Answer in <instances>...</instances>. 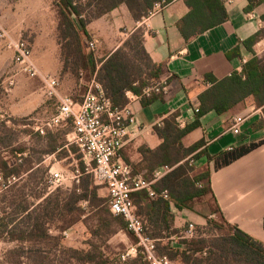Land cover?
I'll list each match as a JSON object with an SVG mask.
<instances>
[{
    "label": "trees",
    "instance_id": "16d2710c",
    "mask_svg": "<svg viewBox=\"0 0 264 264\" xmlns=\"http://www.w3.org/2000/svg\"><path fill=\"white\" fill-rule=\"evenodd\" d=\"M53 1L57 8L56 33L62 74L71 73L82 80L86 78L83 74L88 73V81L94 77L113 106L119 108L128 105L127 92L142 96L146 88L162 81L167 66L154 62L146 51L143 28H137L112 54L97 59L91 50L88 51L91 36L87 27L101 15L123 4L129 8L133 19L141 22L151 15L156 5L165 7L173 0ZM248 1L247 10L250 11L260 0ZM184 2L189 12L178 21L177 27L187 43L229 19L224 0ZM90 8L94 11H90ZM260 36L261 33H257L242 42L253 56L243 64L241 72L235 71L222 80H217L213 75L205 77L212 86L199 96L200 105L193 122L182 128L178 121L180 114H172L163 124L154 127L162 141L159 147H139L142 160L136 165L124 158L132 166L134 174H143L147 179H152L160 168H170L153 185L159 197L152 198L146 191H139L133 193L132 199L136 214L143 223V235L156 240V253L168 256L175 264H264V243L228 223L220 210L215 211L220 221L208 218L206 227L197 228V237L174 240L175 235L180 236V231L174 228L176 211L193 210L195 199L212 193L211 170L207 168L196 172L193 163L206 157L209 162L214 160V168L219 169L256 146L233 148L214 159L205 150L204 140L187 147L183 139L202 126L204 115L211 111L223 115L248 98H253L255 105L264 111V54L257 55L253 50ZM227 56L229 59L240 58V48L230 51ZM159 96L163 95L143 97L142 104L147 106ZM6 123L0 120V127L8 129ZM37 136L48 142L44 154H55L62 148L49 130L45 136L39 133ZM0 144V177L4 181L0 187L5 194L12 195L10 198L5 195L3 199L4 203L9 204L3 208V216L0 217V240L17 244L4 254L0 264H150L128 222L123 216L110 211L109 198L100 197L99 186L93 176L86 172L84 162H81L80 170L86 176L80 185L73 184L71 188L49 192L45 182L49 170L40 168L43 159L32 160L31 156H23L19 162L16 154H24L26 148H15L12 134L0 137ZM5 153L8 156L3 155ZM13 177L17 181L9 183ZM28 181L37 183L39 192L36 187L29 189V192ZM40 184L45 186L39 189ZM164 191L168 192V198L160 195ZM83 202L93 209L97 228L92 234L100 238V242H90L88 248H74L65 244L63 233L83 222L86 216ZM118 233L126 234L130 242L137 246L136 257L123 260L117 254L109 253L107 243Z\"/></svg>",
    "mask_w": 264,
    "mask_h": 264
},
{
    "label": "crops",
    "instance_id": "0c3cea01",
    "mask_svg": "<svg viewBox=\"0 0 264 264\" xmlns=\"http://www.w3.org/2000/svg\"><path fill=\"white\" fill-rule=\"evenodd\" d=\"M46 1L48 2L4 0L7 4L11 2L19 4L18 23H15L13 18V21L4 24L9 28L10 34L21 35L23 31H30L37 35L33 45V60L41 80L48 75L57 77L62 74L59 44L56 38L48 37L53 36V29L46 26V21L50 17V7ZM248 5V0H233L226 4L228 21L189 43L184 40L177 27L178 21L189 12L184 0H173L141 22H136L129 8L123 4L88 25L91 40H98L95 52L97 59L112 54L141 27L144 30L146 51L154 62L167 66V73L162 79L167 81L169 88L167 94L157 97L147 106L142 104L141 99L130 100V108L136 116L137 123L129 128L130 137L122 154L131 164L136 165L142 160L139 153V147L142 145H147L151 149L161 145L162 141L155 133L154 127L163 124L166 118L179 113L178 121L182 128L194 121L195 111L200 105L199 96L212 86L211 81L205 80L207 75L222 80L235 71H242L243 64L253 56L244 48L243 41L261 33L253 50L257 55L264 54V0L258 1L250 11L247 10ZM14 10L8 9L6 5L2 6L4 14L15 16ZM54 19L56 32L58 25L56 13ZM5 42L8 46V41ZM237 47L240 48L241 57L229 59L227 54ZM6 52L13 58L12 50L8 48ZM47 60H50V64L45 62ZM4 67L6 66L2 67L0 63V74L4 73ZM46 99L43 95L32 97L33 111L44 105ZM240 116L246 117L247 120L242 133L235 135L231 131V126L235 118ZM201 123L202 126L187 135L183 143L188 147L201 139L204 140L205 150L214 159L233 148L256 146L239 159L219 169L214 168V160L209 162L206 157L195 161L196 172L207 168L211 170L212 193L195 199L193 210L176 211L174 228L180 231V235L191 223L197 228H204L207 226L208 218L220 221L218 214L215 213L216 210H220L228 223L236 225L264 243L263 108L257 107L253 98H248L223 115H218L214 111L209 112L202 117ZM12 163L14 164V161ZM178 236L175 235L174 240Z\"/></svg>",
    "mask_w": 264,
    "mask_h": 264
},
{
    "label": "built area",
    "instance_id": "2783aa9c",
    "mask_svg": "<svg viewBox=\"0 0 264 264\" xmlns=\"http://www.w3.org/2000/svg\"><path fill=\"white\" fill-rule=\"evenodd\" d=\"M224 1L229 4L233 0ZM162 8L161 5H156L151 15ZM0 37L8 41L9 48L14 52V72H25L32 78L39 76L29 42L24 39L9 38L8 32L1 27ZM89 47L92 52H96L98 40H91ZM10 79H13V76ZM42 81L44 94L50 98L58 97L59 105L51 117L36 127V131L45 136L48 130L66 126L72 121L73 131L68 135L69 142L75 145L82 154L86 172L93 176L97 185L107 190L110 211L125 218L129 229L139 238L138 245L142 248L145 258L150 264H175L168 256H160L156 253V240L143 235V223L136 214L132 199L133 193L146 191L152 198L159 197L153 185L169 172L170 168H160L155 171L152 179H147L143 174H134L132 166L125 161L122 151L130 137L129 128L137 123L136 116L130 108V101L125 107H114L95 78L82 102H76L67 95L60 96V80L57 77L48 75ZM11 84H13V80ZM168 90L167 81L162 80L146 88L142 96H136L132 92H127V96L129 100L142 99L152 94L165 95ZM246 120V117L241 116L235 118L231 131L235 135L241 134ZM23 156L25 153L17 154L19 162L22 161ZM79 172L77 170L78 174ZM49 176L47 184L50 192L58 188L71 187L72 179L63 171L55 170L52 167L49 170ZM77 178L78 176L74 175L73 179ZM0 179L2 178L0 177ZM15 181L17 179L13 177L9 183ZM160 195L168 198L167 191ZM64 235H68L67 231L64 232ZM197 236V227L191 223L185 232L175 240L191 239ZM137 254L138 248L134 245L127 254L122 256V259L134 258Z\"/></svg>",
    "mask_w": 264,
    "mask_h": 264
},
{
    "label": "rangeland",
    "instance_id": "374dc122",
    "mask_svg": "<svg viewBox=\"0 0 264 264\" xmlns=\"http://www.w3.org/2000/svg\"><path fill=\"white\" fill-rule=\"evenodd\" d=\"M46 4L48 7H50V17L46 21V26L48 25L49 28L52 27L53 29V36L49 35L48 37H53L57 39V33L55 32L56 25L54 19V14L57 12V8L53 0H48V2L46 1ZM3 5H6L8 9H15L13 12L15 16L4 14L2 11ZM18 5L19 4L15 2L7 4L4 3V0H0V27L8 32L9 38L11 39L17 38L27 40L31 45L33 52V45L35 43V38L37 37L35 33H30V31H23L21 35L15 33L10 34L9 28L7 27V25H4L7 24V22L9 23L13 21V18L14 22L18 23ZM90 11L93 12L94 9L90 8ZM32 30H34V27L32 28ZM5 41L6 39L0 37V63H2V67L6 66L4 67V73L0 74V120L4 121L5 123L7 122L6 126L8 127V129L0 127V137L6 134H12V137L14 138L15 148H26L25 156H31L32 160L38 158L44 160L43 165L40 168L44 170H50V168L54 167L55 170L63 171V173H65L69 176V178L72 179V182L70 183L71 187L73 186V184L80 185L86 175H83L80 170V164L81 162H83L82 154L78 151L75 145L69 142L68 135L73 131L72 123L69 122L66 126L49 130L50 133L54 135L58 146L62 147L55 154H44V151L48 149V142L46 141V139L44 140L37 136L38 132L36 131V127L44 123L49 117H51L56 112V109L59 105V98H50L44 94L42 86L43 81L39 76L32 78L25 72H14V56L12 58L7 55L6 50H8L9 47L7 46ZM89 48L88 51L91 50ZM93 53L95 54V52ZM45 62L47 64H50V60H47ZM12 76L13 79H10ZM85 76L86 78H83L82 80H79L71 73H64L60 76H57L60 80V96L67 95L72 97L76 102H82L83 97L91 87L94 79V77H92V79L88 81V73L86 72L85 75L83 74V77ZM12 80L13 84H11ZM41 95L47 98L46 103L38 107L37 110L33 111L34 105L32 104V97L36 98L37 96ZM12 120L15 121V123ZM0 147H2L1 144ZM64 152L66 153L64 154ZM3 155L8 156L7 153ZM193 164V166L196 168V163ZM77 170L80 171L79 174L77 173ZM38 174V176H41V173ZM74 175L78 176V178L75 180L73 179ZM49 178L50 176L48 173L45 178L46 183ZM3 184V179H0V185ZM27 185H29L28 190L35 189L36 187V190L39 192V190L37 189V183L34 184V182L30 183L28 181ZM44 186L45 185L40 184V187L38 188L40 189ZM98 186L100 197L108 200L109 194L107 190L100 185ZM20 188H17V190H20ZM1 189L2 187H0V217L3 216V208H5L9 204L8 202H3L5 195H7L9 198L10 196H12L11 194H5V192ZM28 190L26 192H28ZM30 190L29 192H31ZM82 208L86 211V219L84 218L83 222H80L66 230L68 233L67 236H65L63 233V236L65 238V244L70 247L88 248V244L90 242H100V238L92 234V231L97 228V222L93 220V209L89 207V204L87 202L82 203ZM6 210L7 212H10L9 209ZM16 245V243L0 240V262L2 261L4 254L8 250L15 248ZM107 246L109 248L110 254H117V256H120L122 258V256L124 254H127V252L131 250L132 246L134 245L130 242L126 234L118 233L108 241Z\"/></svg>",
    "mask_w": 264,
    "mask_h": 264
}]
</instances>
